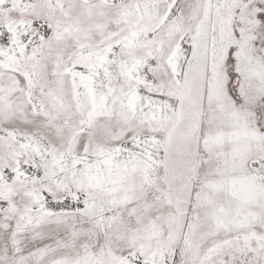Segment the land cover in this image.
Returning <instances> with one entry per match:
<instances>
[{"label":"snow or ice","instance_id":"obj_1","mask_svg":"<svg viewBox=\"0 0 264 264\" xmlns=\"http://www.w3.org/2000/svg\"><path fill=\"white\" fill-rule=\"evenodd\" d=\"M0 264H264V0H0Z\"/></svg>","mask_w":264,"mask_h":264}]
</instances>
